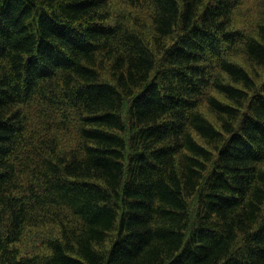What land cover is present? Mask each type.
<instances>
[{
    "label": "trees",
    "instance_id": "obj_1",
    "mask_svg": "<svg viewBox=\"0 0 264 264\" xmlns=\"http://www.w3.org/2000/svg\"><path fill=\"white\" fill-rule=\"evenodd\" d=\"M0 264H264V0H0Z\"/></svg>",
    "mask_w": 264,
    "mask_h": 264
},
{
    "label": "rangeland",
    "instance_id": "obj_2",
    "mask_svg": "<svg viewBox=\"0 0 264 264\" xmlns=\"http://www.w3.org/2000/svg\"><path fill=\"white\" fill-rule=\"evenodd\" d=\"M251 3V2H250ZM249 3V4H250ZM248 4V5H249ZM251 9L248 11L249 15L245 16L246 22H253L255 21L254 12H250ZM207 115V114H206ZM53 229H40V228H30L27 230L24 235L19 239V242L16 244V248L19 250L21 254L23 253H30V254H40L45 253L44 248V240L49 238L53 235Z\"/></svg>",
    "mask_w": 264,
    "mask_h": 264
}]
</instances>
